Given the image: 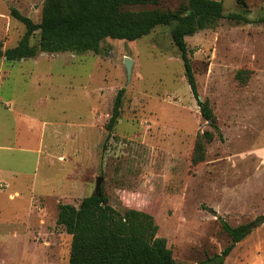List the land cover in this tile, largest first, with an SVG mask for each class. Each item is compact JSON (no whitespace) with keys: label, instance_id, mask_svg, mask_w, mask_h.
<instances>
[{"label":"rangeland","instance_id":"1","mask_svg":"<svg viewBox=\"0 0 264 264\" xmlns=\"http://www.w3.org/2000/svg\"><path fill=\"white\" fill-rule=\"evenodd\" d=\"M222 1L225 17L186 37L199 97L222 133L196 165V135L212 128L170 26L131 41L106 38L100 53L0 56V264H68L71 235L56 224L58 205H78L97 177L119 212L153 217L177 264H213L207 259L231 242L219 218L249 227L222 264H264V0ZM42 4L0 0L2 51L25 32L10 9L38 23ZM38 39L35 31L30 43ZM120 88L121 114L105 141Z\"/></svg>","mask_w":264,"mask_h":264},{"label":"trees","instance_id":"2","mask_svg":"<svg viewBox=\"0 0 264 264\" xmlns=\"http://www.w3.org/2000/svg\"><path fill=\"white\" fill-rule=\"evenodd\" d=\"M161 3L162 0H43L38 23L11 8L10 14L25 25V32L15 46L0 49V56L17 61L39 52L100 53L106 38L131 41L148 35L157 26H170L171 40L180 52L187 83L201 116L212 128L196 135L191 155V164L196 165L205 159L207 145L216 138L221 140L222 133L209 101L199 97L186 37L225 17L223 1L186 0L173 9L160 8ZM226 17L247 20L239 13ZM35 31L39 39L31 44ZM246 77L242 70L236 72L241 82ZM124 92L120 88L115 95L105 141L120 117ZM219 219L231 242L207 263L222 264L234 245L249 232L248 225L232 227ZM56 224L71 235L68 264H177L166 239L158 235L159 227L153 217L136 208L119 212L108 203L102 188L99 194L93 192L83 197L78 205L59 203Z\"/></svg>","mask_w":264,"mask_h":264},{"label":"water","instance_id":"3","mask_svg":"<svg viewBox=\"0 0 264 264\" xmlns=\"http://www.w3.org/2000/svg\"><path fill=\"white\" fill-rule=\"evenodd\" d=\"M132 65H133V60L131 58H129V57H125L124 66H125V69H126L127 78H129L130 75H131ZM101 181H102L101 177H97L96 178L95 190H94V193H96V194H99L100 182ZM257 223H260V220H258Z\"/></svg>","mask_w":264,"mask_h":264}]
</instances>
